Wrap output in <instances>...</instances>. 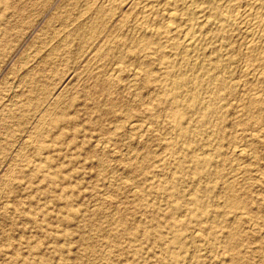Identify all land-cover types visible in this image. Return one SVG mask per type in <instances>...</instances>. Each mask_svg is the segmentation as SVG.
I'll use <instances>...</instances> for the list:
<instances>
[{
  "label": "rangeland",
  "instance_id": "1",
  "mask_svg": "<svg viewBox=\"0 0 264 264\" xmlns=\"http://www.w3.org/2000/svg\"><path fill=\"white\" fill-rule=\"evenodd\" d=\"M97 1L0 0V264H264V155L246 164L226 151L229 141L240 137L238 122L264 130V103L259 116L245 114L242 99L244 94L262 95L264 67L253 77L246 75L238 31L227 30L229 42L223 46H206L211 59L229 50L232 64L220 76L228 77L235 97L221 103L225 136L220 154L208 168L211 176L198 182L190 163L177 172L178 155L162 149L170 141L169 122L151 125L144 115L150 91L141 88L145 76L136 70L135 54L139 58L149 51L136 46L131 24L143 0ZM167 2L181 12L180 2ZM232 4L244 8L243 0ZM111 67L121 68L122 80H127L110 90L119 102L107 114L104 90ZM155 76H160L158 70ZM198 95L204 104L211 97L207 86ZM94 102L97 110H92ZM101 113L106 116L97 118ZM135 116L146 123L145 132L125 129ZM60 117L64 121L55 120ZM91 119L98 121L95 127L89 126ZM256 144L264 149V138ZM236 164L258 170L251 177L256 180L238 187H249L240 200L252 207L243 211L252 230L236 226L222 195L223 181ZM200 186L213 191L195 192ZM174 192L178 201L171 197ZM194 195L204 199L211 216L191 202ZM173 209L175 226L170 227L167 215ZM231 229L239 240L228 246L231 240L225 235ZM211 231L217 240L208 238ZM175 238L177 244H172Z\"/></svg>",
  "mask_w": 264,
  "mask_h": 264
},
{
  "label": "bare ground",
  "instance_id": "2",
  "mask_svg": "<svg viewBox=\"0 0 264 264\" xmlns=\"http://www.w3.org/2000/svg\"><path fill=\"white\" fill-rule=\"evenodd\" d=\"M95 1L98 2L97 0H85V2L88 4L92 2L95 3ZM238 1L239 0H177V2H180L181 4L179 6L181 12H179L175 10L176 8H172L173 4L170 5V2L168 1V3L167 0H143L141 5H139L140 7L137 10L136 16L133 15L135 18L133 19V23H131L133 25V29L136 30L137 33L136 46L141 47L139 49L149 51L144 55H140L139 58L138 55L135 54V57L137 59L136 70H138L139 68L144 72L145 76L142 80V85L140 84L141 88L149 89L150 91L148 97L146 98L147 102L145 105L148 108L145 110L144 115L151 125H158L160 119L169 122L170 129H168V131L166 132V136H168L170 141L166 142L163 145L162 149L167 151L170 156L178 155V162L175 163V170L177 172L184 171L185 162L190 163V171L198 182H201L202 180H205L211 176L208 168L211 166L214 156H219L220 154L219 149L222 147V141L224 140L223 137L225 136L222 128L223 117L221 114V110L223 106L221 103L226 98L235 97V89L234 87L229 85L228 77L226 75L220 76L222 68L230 67V65L232 64L228 59V56L230 54L228 52L229 50L220 57L211 59L209 57V52H207L206 46H216L218 44H221V46H223L224 42H229L227 30H230V32L238 31L240 33L238 34L240 35V38L242 40V47L244 50V53L242 52L243 55H241L247 61V65L245 64L247 66V69H245V71L247 70V72L244 71L246 75L248 77H253L257 74L258 69H262L264 67V0H243V10L232 4L237 3ZM111 2H108L109 6L112 5L110 4ZM90 6H92V4ZM111 8L113 10V7ZM239 9L242 11H239ZM95 10L98 11V9ZM112 10H110V12ZM83 11H85L84 8ZM107 12L109 13V11ZM234 13L236 14V18H233L232 16V14ZM80 14L81 13H79V15ZM157 15L160 16V19L159 17H157ZM93 17L91 16V18ZM94 19H96V17ZM95 21L96 20H94V22ZM212 29H214L216 33L212 35L208 34ZM134 30L132 31L133 33ZM91 31H94L93 28L91 29ZM132 43L134 42L132 41ZM116 47H118V45ZM239 47L240 46H238V48ZM125 51H127V48ZM223 57L226 58L221 59ZM221 61L223 62V64L221 63ZM110 62L112 61L110 60ZM96 63H98V61ZM120 66L122 67L121 64ZM150 66H154V68L151 69ZM120 69H118L117 67L116 69H112L110 72L108 71L109 73L106 77L107 79L105 82L107 86L105 88L107 90L104 91L108 92V97L107 99H105L107 114L112 113L110 110L116 106L117 102H119V99L116 100L111 97L110 95H112V93L109 92L110 90H114L117 87V82L123 81L121 77L122 69ZM156 70L160 72V76H155ZM188 73L193 74L191 79L187 77ZM194 74H196L197 76H194ZM133 77L135 78L136 76H132L131 79H133ZM260 77L262 78L261 81L264 82V74L261 73ZM124 80L126 81L127 77L126 79L124 78ZM136 82L137 80L135 81V84H137ZM203 86L208 87L211 95L206 104L200 102L198 95L200 88H202ZM257 87H259V85ZM251 88H253V85ZM246 92L247 91H245V93ZM139 98L141 99V97ZM242 99L245 100V105L243 108L245 114L249 112L257 116L261 114L262 105L264 103V89L262 91V95H259V97L257 98L252 97V95L250 96L244 94V97ZM141 100H143V98ZM240 102L241 101H239V103ZM127 103L128 102H125L123 99L121 106H123V110L128 114L129 105ZM96 106L97 103L94 102L92 110H97ZM106 113L99 114L97 118L106 116ZM243 117H245V115ZM55 120L64 121V117H60L59 119ZM96 123H98V121H94V119H91V122L89 121V126L95 127L97 125ZM143 123L144 122L142 121L141 124L139 116H135L133 118H129L125 129L128 130V133H139L143 131L145 132L146 127L144 125H146V123ZM238 123L237 124L242 127L240 137L237 138L238 140H236V138H233L231 141H229L226 149L227 154L232 156L238 162H246V164L250 161L256 162V160L264 155L261 154L264 149L260 148V146L256 144L260 141V139L264 138V130L254 129V127L244 121ZM149 127L151 128V126ZM97 128H99L100 131L106 133V130H104V128ZM208 131L212 132L210 133ZM206 146H210L211 150L206 152ZM236 167L237 168H234V171L231 170L232 173L228 174L229 176L225 177L223 185L226 192H224V194L222 195L224 197L226 206L230 210L234 211L233 221L236 226L238 227L239 225L244 224L246 225L245 230H252L253 225L251 224V218L248 220L243 217L247 215L244 212L252 211V207H250L248 203L240 200V197H242V195L244 196V194H247L246 192L249 187H245L243 189L244 191L239 190L238 187L241 185H249L247 183L252 179L256 180V178L251 179V177H253L255 173L258 172V170L255 167L253 169L249 168L247 165L240 167V164ZM262 171L264 173V168ZM218 176L221 177L220 174L217 175V177ZM199 188L195 192L209 194L213 191L212 187L205 188L200 186ZM176 195L177 192H174L171 194V197L177 199L178 201L180 198H178ZM203 200L204 199L200 195H196L191 200V202L194 205L200 203V213L206 217H209L211 216V214H209V212L207 211L206 204ZM6 205L8 206V204ZM174 211L175 209L171 210V212H169V214L167 215V220L170 227L175 226V223H172L174 221ZM219 233L222 234L220 231ZM236 233V230L231 229L228 231L227 235H225L226 237H228V239L231 240V242L227 243L228 246H232L239 240V237ZM217 237L218 235L216 231H211V233L208 235V238L210 240H217ZM202 238L203 237H199L197 240L201 241ZM171 243L177 244V239H173Z\"/></svg>",
  "mask_w": 264,
  "mask_h": 264
}]
</instances>
